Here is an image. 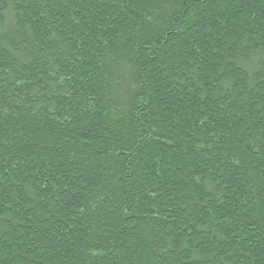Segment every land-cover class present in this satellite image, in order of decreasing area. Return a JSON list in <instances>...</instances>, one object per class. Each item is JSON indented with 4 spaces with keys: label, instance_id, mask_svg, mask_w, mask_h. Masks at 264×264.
<instances>
[{
    "label": "trees",
    "instance_id": "trees-1",
    "mask_svg": "<svg viewBox=\"0 0 264 264\" xmlns=\"http://www.w3.org/2000/svg\"><path fill=\"white\" fill-rule=\"evenodd\" d=\"M0 264H264V0H0Z\"/></svg>",
    "mask_w": 264,
    "mask_h": 264
}]
</instances>
